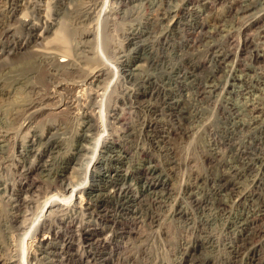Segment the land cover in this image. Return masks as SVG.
<instances>
[{
    "label": "bare ground",
    "instance_id": "6f19581e",
    "mask_svg": "<svg viewBox=\"0 0 264 264\" xmlns=\"http://www.w3.org/2000/svg\"><path fill=\"white\" fill-rule=\"evenodd\" d=\"M110 2L116 7L108 8L107 0H0V78L4 79H0V102L14 99L16 103H13L18 102L19 105L15 106L13 115L19 116L23 113L16 133L12 131V127L0 131V159L3 163L2 167L0 166V200L8 205V223L11 237L14 239L7 258L0 257V264H56L57 260H54L58 258L61 259L58 263L62 264L69 254L76 259L75 264H89L93 263L92 253H82L79 245L107 248L109 240L123 238L124 234H137L133 229L118 234L115 227L123 221L137 219L138 207L146 198L154 199L155 204L161 205L171 200L170 184L164 177L169 174L160 167L155 153L163 154L161 156L167 159L172 154V148L166 146L168 138L170 139L168 135L179 136L183 127H176L171 123V119L179 117L183 92L190 90H196L199 97L206 99L222 93L227 96H244L246 99L243 105L238 106L234 104L236 101L230 102L231 97H225L227 105L230 106L224 108L225 113L233 122L231 127L226 128V132L230 135L244 132L246 136H253V153H249L247 149L242 151L239 146L236 154L241 161V167H237L219 161L217 148L209 149V160L220 162L227 172L223 170L220 176L205 179L214 184L210 194L217 197L216 208L220 210L218 214H229L225 220L235 240L231 239L228 248L235 255L244 254L241 250L249 241L262 238L264 234V195L259 192L264 179V8L259 5L264 4V0ZM135 2L150 6L147 7L145 21L139 20L138 26H131L129 29L126 45L134 48H128L130 51H126L127 49L119 44L111 50L113 55L122 53L119 58L125 59L121 61L117 58L116 62L121 65V69H116L101 61L102 53L98 47L105 37H102L100 31V18L105 17L102 20L104 24L117 22L125 17L127 19L135 12L133 10L136 6L140 10L139 4L131 6ZM208 15H211L212 19H209L211 16ZM108 26L106 24L103 30ZM157 28H160L159 35L156 33ZM237 29L243 36L246 32L253 31L252 34L248 33L253 35V39L245 35L242 42H237L240 45L237 46L238 50L232 53L231 48L228 49L229 46H224L236 36L234 33ZM188 30L193 36L189 44L191 49L198 48V44L203 42L208 43L218 35L220 40H216L218 43L207 45L208 52L203 57L199 56L198 49L196 53L187 55V58L180 54L176 56L179 62L173 63L176 60L174 57L163 60L160 73L157 70L158 73H150L148 67L151 69L161 64L157 65L153 60L151 66L147 63V56L146 59L144 56L141 59V54L150 52L149 49L153 47H150V44L157 40L156 37L168 44L171 36ZM70 32H74V36L79 34L75 41L80 39L79 42L76 41L80 47L75 44V49H72L73 45L68 44L69 38L73 37H69ZM232 41L236 44L235 39ZM245 54L251 55L249 63L252 61V64L238 62L239 56ZM232 57L236 60L234 63H239V69L233 68L224 77H218L227 60ZM95 60H100L101 63ZM136 60L143 62L132 68L130 64ZM114 69V76L118 74L126 84H131L130 92L121 98L124 105L130 104L128 108L143 111L149 117L141 124L146 146L141 145L142 147L137 149L138 152L121 143L123 138L134 137V134L130 132L133 123L123 122L118 106L108 113V119L106 117L107 123L113 121V124H120L118 135L114 133L118 136L117 139L107 133L106 122L101 118L103 104H100L98 99L102 97L103 100L108 96L109 87L97 83L101 82L102 77L111 76ZM42 72L44 78L51 80L49 88L42 89V86L36 84ZM5 80H11L9 87ZM59 89L66 92L62 94ZM22 91L27 93L26 97L29 94L30 98L21 101ZM258 92L262 93L259 97L256 96ZM18 95L20 96L17 97ZM96 109L99 111L96 112ZM65 110L77 115L80 129L76 134V144L63 153L64 134L61 135V131L51 132L52 129L42 132L36 120L48 115L47 112L58 115ZM245 112L250 116L248 119L244 118ZM101 130L103 134L95 139V135L100 134ZM11 140L16 141L18 158L13 159V172L10 176L6 168L11 165L8 164L11 161L5 155ZM136 154L138 156L135 158ZM71 165V177L65 178V172ZM170 170H174V167ZM249 175H252V180L248 179ZM82 178L90 181L83 184ZM197 188L198 186H194L190 191L191 197ZM114 200L117 204L115 214L110 215L109 211L101 209ZM258 200H262L261 205L257 204ZM199 203L202 202L198 201L196 205ZM40 204H43V210L36 217L37 220L27 217L32 215V211ZM248 205H253V209L246 210ZM235 207L240 210L243 208L241 214L236 212L237 210H232L234 213L230 211ZM182 213L183 211L179 210L177 215L181 216ZM104 221H107L106 224ZM67 230L80 233L68 236ZM22 235V241L28 240L27 261L20 257L15 239H21ZM259 246H264V241L251 245L253 254L246 264H257ZM75 247L78 249L75 250ZM199 247L202 245L188 247L185 249V255L195 256ZM209 263L208 259H204V264ZM259 263L261 262L258 261ZM261 264H264V261Z\"/></svg>",
    "mask_w": 264,
    "mask_h": 264
},
{
    "label": "rangeland",
    "instance_id": "374dc122",
    "mask_svg": "<svg viewBox=\"0 0 264 264\" xmlns=\"http://www.w3.org/2000/svg\"><path fill=\"white\" fill-rule=\"evenodd\" d=\"M106 4H107V7L110 9H111V6H112V8L116 7V5H112L110 0L109 1L107 0ZM137 4H139L140 10H139V8H137L138 6H136L135 10H133L135 12L133 14H131L129 17H127V19H126V17L123 19H119V20H117V22L115 21L116 23L113 22L114 24L112 22H109V23L105 22V24H104V22L102 20H104L105 17L101 16V18H100V25H102L101 26L102 28L100 31L102 33V37L103 38L105 37L102 42L104 43V41H105V43H106V44L101 43V45L98 47V48H100L101 53H102L101 61L106 62V64L109 63V65L113 66L116 69L121 66L116 61H117V58H119L122 55V53L119 52L118 56L113 55L114 53H112L111 50L113 49L114 46L119 45V44L122 45L123 47H125L127 49L126 51H130L131 49H133L134 46L130 48L129 46L126 45L128 43V37H129L128 33L130 32L129 29L131 26H138V23L140 21H145L144 19L146 18V15L148 13L147 7L150 6L149 4H145V5L141 4L140 5V2H135L131 6H134ZM108 5H110V7ZM259 6H262V8H264V4H261ZM141 7H142V9H141ZM143 7H144V9H143ZM216 9L217 8H215V10ZM209 12L210 11H208L207 13L210 14ZM208 16H211V15H208ZM151 17H153V16H151ZM213 17H215V16L213 15ZM209 19H212V16ZM106 24H107V26L109 24V26L106 29H104L105 30V32H104L103 27H105ZM142 29H144V28H142ZM158 30H160V28L156 29L157 34L160 32V31L158 32ZM107 32H108V34H107ZM240 32L241 31H239L237 29L234 33V36L235 35L236 36L233 39H235L236 44L232 41L233 40L232 39L231 41H229L230 43L228 42L224 46V47L229 46L228 49L230 50V48H231L232 53H235L238 50V47L240 45L237 42L239 40H240V42H242L243 38H245L244 37L245 35H249L250 37H248V38L253 37V35H251L253 33V31H249L250 33L252 32L251 34H248L249 32H246V34L244 36ZM125 33H127V34H125ZM183 33H184V35H183ZM157 34L155 36H157ZM72 35H73V37H70ZM74 35H75L74 32H72L69 35L70 38H69L68 44L70 43L69 44L70 46L73 45L72 49H75V44L77 46L80 45V44L78 45V42L80 39H76V41H78V42L75 41V38L79 34H77L76 36H74ZM218 37H219V35L216 36L215 39L209 40L208 43L203 42V44H198V46H199L198 48L195 47L194 49H191L190 47H192V46H190L189 44L193 40V36H191L189 30L186 32H180L179 34L171 36L168 44L164 43V40L160 39V37L157 36L156 37L157 40H155L154 43L150 44V47L153 46L151 49H149L150 52H148L144 55L141 54V59H142V56H144L143 58H145V59H146L145 56H147V60H148L147 63L149 62L151 66H152L151 63L153 60L156 61L157 65L161 64V66H159V67L154 66L151 69H150V67L147 68L150 73H153V72L158 73L159 70L161 68H163V65H162L163 60L164 61L170 60V59H173V57H174L176 60L173 63H177V61L179 62V59L177 60L178 57L176 58L177 55L182 54V55L186 56L184 58H187V55L196 53V50L198 49L197 52H198V54H200L199 56L203 57V55H206L208 52V48H209L208 46H210L211 44H214V43H218V41L220 40V37L219 38ZM236 37H238V38H236ZM106 38H107V40H106ZM154 38H152V40H154ZM216 40H218V41H216ZM125 41H126V43H125ZM71 42H72V44H71ZM107 42H108V44H107ZM234 50H235V52H234ZM148 54H149V56H148ZM246 55H247V57H246ZM249 55L250 54H245L243 56H239L238 62L240 63L241 61H243L244 63L248 62L247 64H252V61H251V63H249L250 62L249 58L251 56V55L250 56ZM133 57H135V56H133ZM119 59L121 61L125 60V59H121V58H119ZM233 59L234 58L232 57L229 60H227V63H226L227 65L225 64L223 66V69L220 71V73H218V77L219 76L224 77L228 73V71L233 69V68L239 69V63L238 62L234 63V61H236V60L235 59L233 60ZM95 61L99 62L100 60H95ZM101 61L99 63H101ZM142 62L143 61L136 60L134 63H132L130 65L133 66L132 68H134L136 65H138L140 63L142 64ZM120 69H121V67H120ZM114 72H115V69L113 70V73L111 74V76L110 75L104 76L101 78V82L97 83L101 86L103 84V85H105L104 87H109L108 93H107L108 96H106L103 100L101 99L102 97H100L98 99L100 104L101 103L103 104V107H101L103 116L101 118H102V120H104L106 122L108 119L107 116L109 115L108 113H111L113 111L114 107L118 106L119 107L118 112H119V114H122L123 122H132L134 124V125L132 124L133 130L131 129V131H130L134 134V137L123 138L121 143L124 146L126 145L132 151L138 152L137 149L139 147H142V146L145 147L146 146L145 136L143 135V133H141L142 132L141 131V127H142L141 124H142V121L144 119H148L149 117L147 116V113L145 115L143 111H138L135 109L128 108L130 104L124 105L125 103H123L121 98L130 92L131 84H126L121 79V77L118 76V74L114 76ZM251 74L253 75V73H251ZM41 75L43 77L41 76L39 78V80H36V84L39 85L40 87L42 86L41 87L42 89L47 88V87L49 88V86H50L49 82L51 80L48 77L44 78L43 72L41 73ZM0 79L4 80L3 78H0ZM117 80H119V81H117ZM9 81H10V84H9ZM104 81H105V83H104ZM0 82H2V81H0ZM5 83H7L6 84L7 86L11 85V80H8V81L5 80ZM262 87L264 88V86H262ZM61 89H63V88H61ZM180 89L182 90V87ZM60 92L63 94L66 92V90H60ZM186 92H183V97L181 98V99H183V102L180 104V107H179V109H181V111L179 109H178L179 111L177 110L179 113L180 119H179V117L171 119V123L173 125L175 124L176 127L177 126L181 127V125H182L183 130H180V131L183 134L181 133L180 134L181 136L180 135L179 136L178 135L177 136L176 135H168L170 137V139L168 138L166 146L172 148V150H171L172 154L169 155L168 159L162 157L163 154H158L157 152L155 153V154H157L156 157H157V160L159 162L160 167L162 169H164L166 173L169 174V176L166 175L164 177L168 181V183L170 184L169 188L171 189V191H170L171 200H168L165 204L163 203V205H161V204H155L156 201L154 199L151 200V198H146L145 201L142 202V204H140L138 207L139 208V214L137 215L138 218L137 219H131V221L133 223H131V221H123L121 223H118L115 227V230L118 234L125 232V231H131L133 229L134 231H137V234H135V235L128 236V235L124 234L123 238H115L114 240L113 239L109 240L107 248H105L103 246H97V245H94L92 247H88L87 244L86 245L85 244L79 245L80 246L79 250L82 253H87L88 251H90V253H92V255H91L92 260L91 261H93V263L90 262L89 264H198V262H201V264H204V259H208L210 261L209 264H246V263H248V258L252 257V254H253L252 253L253 247L251 248V245L253 246L254 243L260 244L264 241L263 240L264 234H263L262 238L261 237L258 239L253 238L254 239L253 241H249V244L246 245L247 247L245 246L244 247L245 249L243 248L242 249L243 251L241 250V252H243L244 254L241 253L240 255H235L231 252V249L228 247H229L230 242L232 241L231 239L233 238L235 240V238H234V235L230 233V230H228L226 220H225V218H227L226 216H229V214L228 215L222 214V213L218 214V211L220 212V210H219V208H216V207H218V205H216V202H217L216 198L217 197H213L210 194L211 193L210 189H212V186H214V184L211 181L209 183L205 180L206 178L213 179L217 176H220L222 174L223 170L227 172V170H225L224 167H221L220 162L209 160V158L207 157V155L209 154V151H210L209 149H216L217 148V151H219V154H220L219 161L224 162L225 164L228 163L230 166H237V167H241V164H240L241 161H239V158L236 154L237 153L236 149L239 146H240V149L242 151L247 149V151L249 153H251L250 151H252V153H253V148H252L253 136H246V134L244 132L238 133V135L241 134L240 136L230 135L226 132V128L231 127V123H233L232 120L228 117L229 115L227 113H225L224 108L226 106H229V105H227V99L226 98L231 97L230 102L234 103L236 101V103H234V104H238V106H240L241 104L243 105L244 102H246V99H244V96L243 97L242 96H240V97L227 96L226 94L223 95V93L215 95L214 97H211L209 99H206V98L199 97L197 95L196 90H190V92L189 91H186ZM258 93L256 94L257 97L262 95L261 92L259 94ZM25 94H27V93L22 91V93H20L21 96L18 95L17 97L20 96L22 98L21 101H24L23 99L25 98V100H26L28 95H29L28 94L26 97ZM195 94H196V96H195ZM186 95H188V96L186 97ZM28 98H30V97H28ZM201 99H204V100H201ZM56 100H58V99H56ZM9 101L8 102L7 101L6 102H0V131L13 128L12 131H14V133H16L19 129V126H20L19 123L22 122L21 115L23 113L20 114L19 116H14L13 113L15 112L14 111L15 106L19 105V104H18V102H17V104H14V103H16L14 101V99L9 100ZM98 109H96L97 110L96 112H98L100 110V109L99 110ZM130 113H131V115H130ZM245 113H244V118L248 119L250 116H249L248 112L246 114ZM46 114H48V115L41 116L36 120V123L39 126V130H41L42 132L46 131L48 129H52L51 132H56V131L60 132L61 131L60 134L61 135L64 134V137H65V140H64L65 144L63 145V148H64L63 153H66V151L68 149H70L71 146H74L77 142L76 141V134L78 133L77 131H79V129H80V124H79L80 120L77 119L78 117L76 114L74 115L73 112L69 111V110H67V111L65 110V111H63V113L61 112L58 115L57 114H50V112H47ZM4 117H5V119H4ZM97 117L99 118L100 114H98ZM106 117H107V119H106ZM9 118H10V120H9ZM14 118H16V119H14ZM6 119H7V121H6ZM12 120H13V122H12ZM14 120H16V121L18 120V121L16 122ZM112 122L113 121H111L110 123L106 122V127L108 129L107 133L109 132L108 133L109 135H111V136L114 135L113 137H115L117 139V137H118L117 135L119 133V129L121 126H120V124H116L115 122H114L115 124H113ZM14 123H16L17 125L16 124L14 125ZM50 126H53V127H50ZM14 127H15V129H14ZM187 127H188L189 131H188ZM16 128H17V130H16ZM117 128H118V130H117ZM184 130H186L187 132ZM114 133L117 135H115ZM190 133H191V135H190ZM101 134H103V131L100 132V134L95 135V136H97V137H95V139H97L99 137V135H101ZM12 136H14V135H12ZM169 142H171V143H169ZM94 143H95V141H94ZM94 143L92 144L93 147H94ZM246 145L248 147H246ZM218 148H220V149H218ZM135 149H136V151H135ZM15 155H16V157H15ZM5 156L8 157V159H10V161H11V162H8V164H11V165H9L6 168V172L8 170V172H10L9 174L11 176V172H13V170H12L13 169L12 164L14 162L13 159L16 160L18 158L16 141L14 142V140H11V142L9 143V146H8V153ZM136 156H138V154L135 155V158H136ZM231 162H232V164H231ZM1 163H2V159H0V166L2 167L3 163L2 164ZM15 163H16V161H15ZM1 167H0V169H1ZM71 167H72V165L70 166V168L68 170H66L65 175H64L65 178L71 177V174H72L71 173L72 172ZM172 167H174V170H170ZM82 173H84V172H82ZM82 173H80V174H82ZM249 178L252 180L253 179L252 175H249L248 179ZM81 180H82L81 182L83 184H85L87 181H90L89 179L84 180V178H82ZM262 181L263 182H262V185L260 186L259 192H261L264 195V179ZM195 183H197V184H195ZM194 186H198V188L194 190L193 197H191L190 191H192ZM208 200H210V201H208ZM198 201H200L202 203H199V205H196V203H198ZM205 201H207L208 203H203ZM261 201L262 200H258L256 202L258 205L259 204L261 205V203H262ZM116 205L117 204L114 200L112 203H107L106 206L102 207L101 209H105V210L109 211L110 215H113V214H115V211H116V209H115ZM7 206L8 205L6 203H4V201L2 202L0 200V257L2 256L5 258H7V256H8V251L11 248L10 245L14 242L13 237H11L12 234L10 233V231H11L10 224L8 223L9 216H8ZM179 207L182 209H180ZM192 208H194V209H192ZM236 208L237 207H235L233 209L231 208L230 211L235 212L237 210L236 212H238V213L240 212V214H241L243 208L241 210L238 208L236 209ZM250 209H253V205H252V207H251V205H248L246 207V210H250ZM42 210H43V204H40L39 206H37L32 211V215H28L27 217L32 218V219H36V217H38L42 213ZM179 210L183 211L181 216L177 215ZM117 213H119V212L117 211ZM102 214H104V213H102ZM207 219H208V221H206ZM36 220H34V221H36ZM106 222L107 221H104L105 224H106ZM263 222L264 221H262V223ZM57 223L63 227V224H60L59 221ZM104 223L101 222V224H103V225H104ZM263 230H264V227H263ZM79 233H80V231L79 232L78 231L75 232L74 230H67L66 231V234L68 236H73V235L76 236ZM109 233H111L110 230H109ZM21 234H23V233H21ZM23 238H24V236L22 235L21 239H20V237H19V239L18 238H15V239H17L16 242L18 244L20 257L23 258L24 261H27V250H26V248H27L28 240L22 241ZM227 241H229V242H227ZM194 245L195 246H198V245L201 246L202 245V247H199L198 251L195 253V256H189V257L186 256L185 255V249H187L188 247H195ZM249 246L251 249L249 248ZM76 248L77 247H75V250H76ZM258 249H259V255L257 256V260L259 262L263 263V261H264V246H259ZM71 252L76 253V251H71ZM24 253H26V254L24 255ZM243 256H245L244 259H243ZM67 257L63 261L62 264H75L76 263V261H75L76 259H73L72 257H70V254L67 255ZM90 259H91V257H90ZM236 259H238V260H236ZM56 260H57V263L59 261H61V259H59V258L55 259L54 261H56ZM195 260H197V261H195ZM257 260H256V263L258 264ZM261 263H259V264H261ZM1 264H3V263H1Z\"/></svg>",
    "mask_w": 264,
    "mask_h": 264
}]
</instances>
